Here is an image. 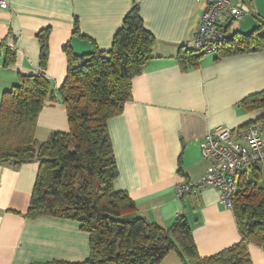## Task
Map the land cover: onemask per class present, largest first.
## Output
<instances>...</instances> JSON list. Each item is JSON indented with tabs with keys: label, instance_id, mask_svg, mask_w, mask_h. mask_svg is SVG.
<instances>
[{
	"label": "crops",
	"instance_id": "obj_1",
	"mask_svg": "<svg viewBox=\"0 0 264 264\" xmlns=\"http://www.w3.org/2000/svg\"><path fill=\"white\" fill-rule=\"evenodd\" d=\"M0 9V103L19 74L40 73L36 34L49 29L44 70L58 91L67 68L63 47L76 55L91 52L93 43L108 51L133 2L155 39L152 58L131 82V99L107 122L117 167L116 191L135 203L133 216L169 227L186 217L198 254L211 256L240 241L230 209L220 205L211 187L182 198L175 187L196 183L208 167L200 153L205 134L218 127L236 128L264 116L246 112L240 102L264 90V52L200 59L182 69L178 55L190 49L204 0H5ZM250 12L254 9L249 2ZM77 24L79 35L74 34ZM8 51L14 62L4 66ZM59 101H47L37 117L35 139L69 129ZM38 164L0 165V264L77 263L89 255V240L76 222L46 216L25 217ZM251 264H264V251L248 245ZM172 264H180L176 255ZM169 255V256H170ZM165 260H167L169 258ZM164 260V262H165ZM162 264V263H161Z\"/></svg>",
	"mask_w": 264,
	"mask_h": 264
},
{
	"label": "trees",
	"instance_id": "obj_2",
	"mask_svg": "<svg viewBox=\"0 0 264 264\" xmlns=\"http://www.w3.org/2000/svg\"><path fill=\"white\" fill-rule=\"evenodd\" d=\"M139 6L133 2L115 32L108 51L95 43L91 52L74 54L63 47L67 68L58 91L44 70L49 29L36 34L40 73L19 74L18 82L0 103V165L19 167L37 163L38 170L25 217L71 220L86 233L89 255L82 262L48 264H161L174 254L180 264H251L248 245L264 251V175L242 173L231 211L239 242L211 256L198 254L189 223L180 215L163 228L133 216L135 203L113 188L117 167L107 122L131 99L132 79L152 58L154 37L144 29ZM232 20L225 27L229 31ZM74 34L79 35L77 24ZM264 52V20L247 34L234 31L215 54L221 57ZM204 56L184 48L178 55L182 69L196 67ZM14 62L8 51L4 66ZM47 101L65 110L67 132L54 131L47 140L35 139L37 117ZM246 112L264 109V90L245 97ZM264 116L240 127L263 121Z\"/></svg>",
	"mask_w": 264,
	"mask_h": 264
},
{
	"label": "built area",
	"instance_id": "obj_3",
	"mask_svg": "<svg viewBox=\"0 0 264 264\" xmlns=\"http://www.w3.org/2000/svg\"><path fill=\"white\" fill-rule=\"evenodd\" d=\"M204 1L205 9L190 49L207 57L215 55L229 39L231 33L225 28L228 21H240L250 12L252 0ZM6 7L7 2L0 0V9ZM199 148L208 167L196 183L178 184L175 195L182 198L195 189L211 187L218 191L220 205L231 209L242 173L255 170L264 175V120L245 127L210 130Z\"/></svg>",
	"mask_w": 264,
	"mask_h": 264
},
{
	"label": "rangeland",
	"instance_id": "obj_4",
	"mask_svg": "<svg viewBox=\"0 0 264 264\" xmlns=\"http://www.w3.org/2000/svg\"><path fill=\"white\" fill-rule=\"evenodd\" d=\"M252 3L254 9L251 10V12L246 13L240 21H233L229 29V33L238 31L243 34H247L259 24L260 20H264V0H252ZM190 48H192V45ZM36 141L40 143L39 140L36 139ZM173 259V256L170 255L169 258L165 260V262H162V264H172V261H174Z\"/></svg>",
	"mask_w": 264,
	"mask_h": 264
}]
</instances>
